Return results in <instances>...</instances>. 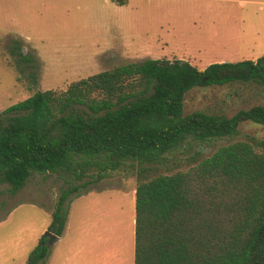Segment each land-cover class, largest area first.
Instances as JSON below:
<instances>
[{"label": "trees", "instance_id": "obj_1", "mask_svg": "<svg viewBox=\"0 0 264 264\" xmlns=\"http://www.w3.org/2000/svg\"><path fill=\"white\" fill-rule=\"evenodd\" d=\"M16 53L34 68L30 54ZM237 81L264 86V53L203 70L176 59L127 62L0 111V183L15 193L32 173H56L69 184L26 264L43 261L48 240L62 235L68 198L122 168L139 176L133 264H264V139L248 135L185 170L144 175L178 148L232 138L245 121L264 125L260 104L231 116L184 112L190 89Z\"/></svg>", "mask_w": 264, "mask_h": 264}, {"label": "rangeland", "instance_id": "obj_2", "mask_svg": "<svg viewBox=\"0 0 264 264\" xmlns=\"http://www.w3.org/2000/svg\"><path fill=\"white\" fill-rule=\"evenodd\" d=\"M18 49L32 56L34 68L19 62ZM263 53L264 0H0V111L36 90L61 91L127 62L176 59L203 70ZM183 103L185 113L231 116L264 106V86L237 81L194 87ZM248 135L264 139V125L245 121L232 138L178 148L144 175L185 170L216 146ZM138 180L135 170L122 168L72 194L62 236L48 240L38 264H133ZM68 185L56 173H32L15 193L0 183V264L27 263Z\"/></svg>", "mask_w": 264, "mask_h": 264}, {"label": "crops", "instance_id": "obj_3", "mask_svg": "<svg viewBox=\"0 0 264 264\" xmlns=\"http://www.w3.org/2000/svg\"><path fill=\"white\" fill-rule=\"evenodd\" d=\"M133 222H134V220H133ZM61 236H62V235H61ZM61 236H57L58 238H57V239L55 238V240H58Z\"/></svg>", "mask_w": 264, "mask_h": 264}, {"label": "water", "instance_id": "obj_4", "mask_svg": "<svg viewBox=\"0 0 264 264\" xmlns=\"http://www.w3.org/2000/svg\"><path fill=\"white\" fill-rule=\"evenodd\" d=\"M58 237H56V239H57Z\"/></svg>", "mask_w": 264, "mask_h": 264}]
</instances>
